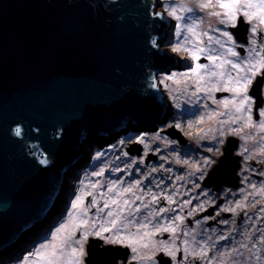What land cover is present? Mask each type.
<instances>
[{
	"label": "water",
	"instance_id": "obj_1",
	"mask_svg": "<svg viewBox=\"0 0 264 264\" xmlns=\"http://www.w3.org/2000/svg\"><path fill=\"white\" fill-rule=\"evenodd\" d=\"M157 7L155 0H0V251L49 215L83 140L132 116L150 122L166 113L157 78L179 59L162 48L175 24ZM233 142L212 184L238 185ZM102 243L91 240L87 264H119L127 255Z\"/></svg>",
	"mask_w": 264,
	"mask_h": 264
},
{
	"label": "rangeland",
	"instance_id": "obj_2",
	"mask_svg": "<svg viewBox=\"0 0 264 264\" xmlns=\"http://www.w3.org/2000/svg\"><path fill=\"white\" fill-rule=\"evenodd\" d=\"M155 2L158 5L157 9L166 13L175 24L174 26L169 24L163 47L180 57V61L175 63L177 66L170 68V73L168 68L166 72L158 75V85L164 89L165 100L170 102L166 108V113L163 116L159 115L152 118L150 122L135 121L134 116H132L133 118H128L129 121L126 119L124 124L115 125L114 130L107 134L102 133L99 137L90 135L89 138L83 140L81 158L77 160V164L71 168L62 182L63 187L59 191V197L53 208L55 212H49L46 219L26 230L14 244L1 250L0 264H22V258L30 252L27 250L34 248L32 251H35L42 243L40 242L42 239L46 242L44 237L54 232L58 224L68 220L67 214L72 211L71 201L80 194L81 188L84 189L85 193H92L91 196H85V207L89 208L87 231L96 230L91 227V224L96 220L98 221L96 227L99 228L101 222L112 219L106 214L117 209L116 205L104 208L102 213H98L97 207L102 208L106 200L116 199L117 203L123 206L120 222L121 224H128L127 229H121V235L127 237L130 233H137V236H142L144 232L150 233L149 236L139 242L148 245L142 250L153 246L151 240L156 241L155 234L159 232L157 231L158 227L162 230L171 225L176 229L175 233L177 231L183 233L187 228L185 234H189L188 223L185 221L187 216H182L181 213L182 203L189 204V209L195 211L199 207L210 205V203L219 204L220 202H223L222 210H225L223 207H226L233 213L239 209L237 205H241V199L237 197V193L232 195L227 189L218 192L214 188L215 186L206 188L203 184V178L206 174L211 175L209 166L205 165V161H213L214 156L220 154L218 149L226 143L223 137L224 127L221 125L219 128L215 127V121L212 118L213 111L209 108L210 103L207 97L216 89H220L222 92L226 91L224 90L225 85L229 88L236 87L235 80L232 83L228 82L229 73L233 78L238 77L239 72L244 73L240 69L248 73L247 66L244 64L248 61L255 64L261 57L252 50L251 55L239 63L237 60L244 57L240 54L238 55L240 57L231 55L229 49L234 51L235 49L232 47L231 41L226 39L227 36L223 35L226 31L228 33V28L227 30L225 28L219 29L217 25L221 20H227V17L223 15V9L216 7L201 10L197 6L201 0H155ZM173 8L176 9V15L182 19L177 20L174 16L169 15ZM188 8H191L192 11H187ZM214 11L220 12L221 15L219 17L211 15L210 13ZM194 21L195 34L187 31V26H191ZM251 22H259V19L254 18ZM178 28L182 30L179 37H177ZM209 37L212 38L211 41ZM222 37L223 39H221ZM216 40H219L220 44H217ZM177 46H182L181 51H172ZM197 48L205 50L198 53L200 56L198 61L193 60L191 54L183 50L192 49L195 51ZM209 55L217 57L215 64L207 58ZM229 60L240 64V69H233L232 65H230V69H227L226 61ZM197 63L209 66L207 70H200V75L204 77L203 80H198L191 71ZM216 64H223V67L217 68L215 67ZM209 70L223 72L224 76H211L208 74ZM174 73L176 75L173 80L165 79ZM182 73H187L188 76L184 77L181 75ZM162 80L163 83H161ZM198 87L202 90L197 91ZM209 88L214 90L208 91ZM229 92L232 93V91ZM224 100H231V97ZM218 102H221L220 99ZM177 124L180 127H176ZM209 129H212L210 135L206 131ZM157 134H159V138H156ZM141 136H144L143 143L139 142ZM186 140L192 147L189 152L185 150L188 146L184 147L183 145ZM101 153L102 155H100ZM88 156L90 160H87ZM161 170L169 171L170 184L158 177V172ZM101 171L102 175L94 174ZM72 182L76 183L75 189L70 187ZM216 183H220V181L218 180ZM93 184H96L97 187L93 188ZM132 185L131 188L134 189L137 197H144L143 204L140 205L136 202V198L129 197L131 191L119 195L124 188ZM113 187L114 190L109 191V188ZM163 195L171 197V200H179V204L175 205L173 213L169 211V217L165 215V208L156 207L160 201L158 198ZM229 196L231 199L220 200L221 197L227 198ZM153 197L156 199L153 200ZM93 198L97 201V207H90ZM242 199L245 201L244 196ZM125 200L128 201L127 205L123 203ZM195 202L196 205L194 206ZM162 209L164 211H161ZM117 210L119 211V209ZM176 217L181 219L177 220ZM142 223L147 224L148 227L146 229L140 228L139 225ZM108 226L110 227V225ZM83 231H85L84 228L76 231L74 239H81L80 236ZM115 231L113 229V232L104 233V235L106 237L107 235L112 236ZM78 234L80 236L75 238ZM157 238L159 237L157 236ZM87 242V240L84 242L86 255H88ZM182 242L184 243L185 239ZM129 243L130 241L126 240L125 244H114V247L127 248ZM131 243L132 245L137 244L134 241ZM105 244L113 246V244ZM69 245L66 251H70V247H77L71 242ZM238 249H240L239 257L244 258L242 255H245L248 258L246 255L249 252L248 249L240 246ZM253 253L262 255L264 261V245L260 243L258 248L253 250ZM85 256L82 259L84 264H87Z\"/></svg>",
	"mask_w": 264,
	"mask_h": 264
},
{
	"label": "flooded vegetation",
	"instance_id": "obj_3",
	"mask_svg": "<svg viewBox=\"0 0 264 264\" xmlns=\"http://www.w3.org/2000/svg\"><path fill=\"white\" fill-rule=\"evenodd\" d=\"M244 18L245 27L247 31V38L240 41L237 39L236 32L241 24V20ZM236 26H232V22L221 23L218 22L219 29H222V25L231 35V44L237 53L242 57L241 60H237L242 63L246 58L251 55V51L264 57V24L259 22H248L243 15L238 16V20L235 21ZM255 27L256 31L253 32L252 28ZM227 32V31H226ZM223 39V37L221 38ZM228 39V37H226ZM229 40V39H228ZM262 54V55H261ZM240 57V56H238ZM230 65L227 63V69H230ZM248 67V64H244ZM261 74L256 75L252 79V83L248 86L247 95L251 97V104L245 106V111L236 112L233 105H229L227 108L218 100L223 101L224 99L231 97V100H236L239 103L241 97H237L236 93L229 91L214 90L210 96L207 97L210 103L209 108L213 111L212 118L215 121V127L219 128V125L223 126V137L226 140L225 145L218 149L220 154L214 156L213 163L208 167L209 171H212L216 165H218L221 157L224 155V148L227 145L229 138H233L234 151V162L238 164V178L239 183H232L233 186L226 183H215L212 184L209 180L210 174H206L203 178L204 187L210 188L212 186L216 188V191L223 192L227 189L231 194H238V198L241 199V206L236 212H230V209L223 207V202L219 204L210 203V205L202 206L194 209H189V204L182 203L181 213L182 216H187L188 231L187 228L182 231L170 232L163 230L155 234L156 241L153 242V246L149 249L142 250L143 244L137 243L132 245L133 247L139 248L137 252H132L131 247L128 255L123 254V258L118 260L119 264H161L163 260L166 264H262L261 261L255 259L253 250L258 248L260 240L264 238V131L259 128V123L264 120V117L259 115V112L264 110V69H261ZM239 72V76L242 77L246 73ZM249 76L252 74L247 73ZM223 94V95H221ZM214 98L216 100H214ZM251 107V112L247 111L248 107ZM224 108V109H223ZM251 117V124L245 127V122ZM237 117L235 123L232 122V118ZM240 129L239 132L234 131ZM210 135L212 129L206 130ZM184 147L188 146L185 150L189 152L190 146L189 141L183 143ZM206 146V145H205ZM149 162L147 163V165ZM207 171V172H209ZM158 177L169 182V171H159ZM207 181V182H206ZM220 181V180H219ZM171 182H169L170 184ZM219 185V186H218ZM255 185V187H253ZM236 186V187H234ZM130 187H133L130 186ZM218 188V189H217ZM244 196L245 201L242 199ZM130 198L135 199L137 195L134 189L129 195ZM140 199H136L138 204H143V196H138ZM231 199V196L220 200L225 201ZM159 204H156L157 208H165V215L169 217V211L173 213L175 205L179 204V200L169 201L168 197L163 195L158 198ZM178 202V203H176ZM196 202L194 203V206ZM181 216V217H182ZM96 225L98 221H95ZM92 225V224H91ZM108 226V225H107ZM94 232V231H90ZM227 233V234H226ZM187 235V236H186ZM108 236V235H107ZM157 236L159 238H157ZM161 236V237H160ZM186 236V237H185ZM81 237V236H80ZM226 237V238H225ZM185 239L188 243H183ZM91 240H100L103 243L101 248L108 246L100 238L89 235L87 238V249ZM174 246L176 252V259L168 256L163 250V245ZM247 244L248 248L252 249V252H248L244 258L239 257V254L234 252V249H238V246ZM255 245V247H253ZM264 245V244H261ZM113 246H115L113 244ZM126 247V246H124ZM201 248H204L207 252L205 259L201 260L198 257L194 258L193 253H197ZM185 249H188V258L184 260ZM88 252V251H87ZM231 253V256L228 254ZM86 255L85 257H87ZM127 256V257H126ZM144 256L150 257L146 259H138L136 257ZM126 257V260H125Z\"/></svg>",
	"mask_w": 264,
	"mask_h": 264
},
{
	"label": "snow or ice",
	"instance_id": "obj_4",
	"mask_svg": "<svg viewBox=\"0 0 264 264\" xmlns=\"http://www.w3.org/2000/svg\"><path fill=\"white\" fill-rule=\"evenodd\" d=\"M201 10L203 9H209V8H220L223 9V15L227 17V20H221V23L226 22H232V26L235 27V21L237 20L238 14H242L248 22H251L254 18L259 19L260 24H264V0H201L200 3L197 5ZM187 11L191 12L192 9L188 8ZM213 16L219 17L221 15L220 12H211L210 13ZM157 15H161L160 13H157ZM169 15L174 16L177 20L182 19V17L176 15V9L173 8L169 12ZM195 21L191 26H187V31L190 33L195 34ZM181 29L178 28L177 30V37H179ZM252 31L255 32L256 28L253 27ZM207 35V33H205ZM224 36H227L229 40L232 39L231 35L227 32L223 33ZM211 37H209V40L211 41ZM155 43V41H153ZM217 44H220L219 40H216ZM182 46H177L172 49L174 52L181 51ZM221 47L223 45L221 44ZM184 51H187L191 54V57L193 60L198 61L200 59V56L198 53L205 51L204 49L197 48L195 51L192 49H183ZM229 52L233 56H238L239 53L235 52L232 49H229ZM259 55V54H258ZM209 60L213 61L215 64V61L217 59L216 56L209 55L207 57ZM226 63L231 64L233 69H240V64L233 63L231 60L226 61ZM247 72L251 73L252 75L249 76L247 73L243 77H236L233 78L231 74L228 75V82L232 83L233 80H235L236 87L229 88L227 85L224 86V90L226 91H232L236 93L237 97H241L239 99V103H236L235 98L233 100H223L220 103L224 105L225 108H227L230 104L233 105L236 112H243L245 111V106L251 104V97L247 95L248 86L252 83V79L258 75L261 74V69H264V57H261L260 60H258L255 64L252 63V61L247 62ZM208 65L206 64H199L197 63L196 67L193 68L191 71L192 73L198 78V80H203L204 77L200 75V70H207ZM215 67L222 68L223 64H216ZM243 71V69H240ZM211 76H220L223 77V72H215L210 71L208 72ZM176 74H172L167 76L165 79L167 80H173L174 76ZM184 77H187V73L181 74ZM164 81L162 80L161 83ZM176 83H179V81H176ZM155 87V85H153ZM199 87L197 88V91H200ZM208 91H211V89H207ZM220 90V89H216ZM247 111L251 112V107L249 106L247 108ZM259 115L264 117V110L259 112ZM239 119L237 117L232 118V122L235 123L236 120ZM251 124V117L249 116L248 120L245 122V127L249 126ZM176 127H180L179 124L176 125ZM259 128L264 131V120H261L259 123ZM234 131L239 132L240 129H235ZM21 129L16 128L15 134L20 135ZM156 138H159V134H157ZM141 143L144 142V136L140 137ZM123 143V141H121ZM102 155V153L100 154ZM126 155V153H125ZM42 164H48L49 161L47 159H43L40 161ZM213 163L212 160L205 161L206 166H210ZM201 171H203L201 169ZM95 175H102V171L99 173H94ZM139 183V182H137ZM93 188H96L97 185L93 184ZM255 187V185H253ZM113 188H109V191H113ZM132 191L131 187L124 188L119 195H123L124 192H130ZM262 192H264V189H261ZM91 192H84V189H80V194L75 196V198L71 201V209L72 211L68 212V220L64 223H61L54 232H52L51 239L47 240V242H42L39 244V246L35 249V251H30L26 256L22 258V264H84L83 257L86 255L85 249H84V242L87 240L89 235H94L101 240L105 241V243L108 244H125V241L128 240L130 243L127 245L131 247L132 252H137V247L132 246V241L135 243H139L141 240H143L145 237L149 236L150 233L144 232L142 236H137V233H130L129 236L124 237L121 235V229H127L128 224H121V214L123 211V206L119 205L117 203L116 199H109L106 200L104 203V206L97 207V201L95 198H93L90 207H97L98 213H102L104 211V208H109L111 205H116L117 209H113L112 211L107 212V217H112L110 220H105L101 222L100 227H96V223L93 222L91 227L93 229H96L94 232L87 231V228L89 226V217H88V211L89 208L85 207V196H91ZM136 199H140V197H136ZM156 198L153 197V200ZM169 201L171 202V197H168ZM124 205L128 204V201L125 200ZM241 205H237V207H240ZM147 207V205H145ZM138 211V209H137ZM161 211H164L162 209ZM158 215V213H157ZM175 219L179 220L180 217H176ZM107 225H110L107 226ZM119 225V227H118ZM140 228H147V224H140ZM81 228H84L85 231L81 233V239H74V235L76 231H79ZM71 229V231H70ZM113 229H115V233L112 236H105L104 233H110L113 232ZM161 228H157V231H160ZM163 231H170L175 232V228L169 225L168 227H165L162 229ZM226 238V237H225ZM69 242L77 245V247H70V251H66V248H68ZM188 242L185 241V244ZM261 244H264V238L260 240ZM143 247L147 248L148 245L144 244ZM242 248L248 249V251L251 253L252 249L248 248L247 244L241 245ZM255 247V245H253ZM163 250L167 253L168 256L172 257L173 260L176 259V252L178 250L174 249V246H168L167 244L163 245ZM236 253H240V249H234L233 250ZM259 251V250H258ZM242 254V253H241ZM231 256V253L228 254ZM255 255V259L257 261H261V256L257 253H253ZM207 256V252L204 248H201L199 252L193 253L194 258H199L201 260L205 259ZM138 259H146L150 257H144V256H138L136 257ZM188 258V249H185V255L183 257L184 260H187ZM211 264V261L209 262ZM262 264H264V261H262Z\"/></svg>",
	"mask_w": 264,
	"mask_h": 264
},
{
	"label": "clouds",
	"instance_id": "obj_5",
	"mask_svg": "<svg viewBox=\"0 0 264 264\" xmlns=\"http://www.w3.org/2000/svg\"><path fill=\"white\" fill-rule=\"evenodd\" d=\"M158 10H160V9H158ZM160 11H162V10H160ZM163 12V11H162ZM165 14V13H164ZM166 15V14H165ZM167 16V15H166ZM168 17V16H167ZM171 22H172V20H171ZM162 48L163 49H166L167 51H170V50H168L167 48H165V47H163L162 46ZM171 52V51H170ZM172 54H175V53H173V52H171ZM177 57H178V59H179V61H180V57L177 55V54H175ZM159 83V78H157V84ZM163 91H164V89L163 88H161L160 87V89H159V92L163 95V99H164V101H166L165 100V94L163 93ZM167 103H168V106L170 105V102L169 101H166ZM34 227V226H33ZM25 232V231H24ZM122 250H124V251H126L127 252V255H128V253H130V248L129 247H127V248H123V247H120ZM85 258H87V257H85Z\"/></svg>",
	"mask_w": 264,
	"mask_h": 264
},
{
	"label": "bare ground",
	"instance_id": "obj_6",
	"mask_svg": "<svg viewBox=\"0 0 264 264\" xmlns=\"http://www.w3.org/2000/svg\"><path fill=\"white\" fill-rule=\"evenodd\" d=\"M166 14V13H165ZM167 15V14H166ZM168 16V15H167ZM225 27L223 26V28L222 29H224ZM214 100H216L215 98H214ZM89 155V154H88ZM91 156V155H90ZM79 158V157H78ZM73 161H75V164H77V158L76 157H74L73 159H72ZM87 160H90V157L88 156V158H87ZM70 187H71V189H75V187H76V183H74V182H72L71 183V185H70ZM57 202V201H56ZM55 202V203H56ZM55 203H54V205H55ZM53 208H54V206L51 208V210H50V213H54L55 212V210H53ZM52 211V212H51ZM51 239V236L50 235H48V236H46V237H44V239L46 240V242H47V240H49V239ZM34 248H32V249H30V250H27V251H32ZM0 256H1V252H0Z\"/></svg>",
	"mask_w": 264,
	"mask_h": 264
},
{
	"label": "trees",
	"instance_id": "obj_7",
	"mask_svg": "<svg viewBox=\"0 0 264 264\" xmlns=\"http://www.w3.org/2000/svg\"><path fill=\"white\" fill-rule=\"evenodd\" d=\"M60 224H58V226H59ZM40 242H44V240L42 239ZM88 257V256H87Z\"/></svg>",
	"mask_w": 264,
	"mask_h": 264
}]
</instances>
